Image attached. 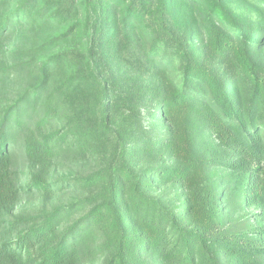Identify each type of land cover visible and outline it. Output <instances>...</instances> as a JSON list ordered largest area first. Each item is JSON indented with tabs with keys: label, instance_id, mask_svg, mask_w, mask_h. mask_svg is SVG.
I'll list each match as a JSON object with an SVG mask.
<instances>
[{
	"label": "trees",
	"instance_id": "obj_1",
	"mask_svg": "<svg viewBox=\"0 0 264 264\" xmlns=\"http://www.w3.org/2000/svg\"><path fill=\"white\" fill-rule=\"evenodd\" d=\"M0 91V264H264V0H0Z\"/></svg>",
	"mask_w": 264,
	"mask_h": 264
},
{
	"label": "rangeland",
	"instance_id": "obj_2",
	"mask_svg": "<svg viewBox=\"0 0 264 264\" xmlns=\"http://www.w3.org/2000/svg\"><path fill=\"white\" fill-rule=\"evenodd\" d=\"M31 33L28 32L27 34H18L17 36H12L10 42L6 45V51H7V64L8 66H15L17 63L20 62L19 55L15 54V51L17 49H23L26 50L30 47L33 46L34 42H32L31 39ZM20 76H18L16 79L13 80L9 85L6 86L4 91L7 94H13L15 92H19L21 89V86L19 84L21 83ZM3 89V88H2ZM20 89V90H19ZM2 91H0V98H7V97H2ZM16 94V93H15ZM14 95V94H13ZM12 96V95H9ZM68 161V160H66ZM81 168L78 167L77 165H72L68 164L65 162V165L63 167H59L56 172H54V175L57 176L58 178L60 177H67L73 175L75 172L78 173V171ZM71 197L77 198L79 197V194L72 195ZM57 204V201H54L50 203V206L53 207ZM43 206V202L41 198L34 197V198H26L25 200L22 201V204L19 205L18 210H23V211H33L35 209L41 208ZM232 212H237L232 210ZM261 211L258 210V208H252L249 209L248 211H239V213H233L232 217L230 220L235 223L236 227H240L239 230H246V228L250 225L253 228H259L261 225H264V217L260 218L259 222H256V218H249L250 215L252 214H258ZM1 221V220H0ZM84 264H94L93 259L90 257L84 256L83 259Z\"/></svg>",
	"mask_w": 264,
	"mask_h": 264
}]
</instances>
